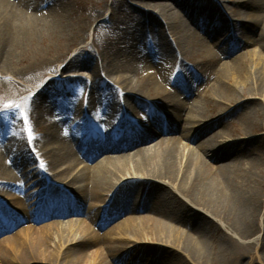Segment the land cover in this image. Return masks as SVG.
I'll return each instance as SVG.
<instances>
[{
    "label": "bare ground",
    "instance_id": "6f19581e",
    "mask_svg": "<svg viewBox=\"0 0 264 264\" xmlns=\"http://www.w3.org/2000/svg\"><path fill=\"white\" fill-rule=\"evenodd\" d=\"M139 1L165 24L157 15L133 10L136 62L118 65L107 63L109 58L101 66L103 76L97 55L86 50L66 65L50 64L41 50L28 63L27 73L42 75L61 66L26 109L28 143L21 127L16 134L20 146L0 143V197L5 200L0 206V264H264V171L254 162H225L254 139L214 144V136H208L242 108L238 134L261 133L255 140L264 142V0ZM55 2L0 0L2 74L11 73L13 55L23 46L47 33L69 32L66 15L53 8ZM227 2L224 14L220 8ZM251 27L255 38L244 44L260 45L262 55L249 67V51L240 50L233 62L227 59L215 67L216 104L204 103L209 118L192 97L182 100L172 94L176 83L166 69L171 53L142 48L150 42L143 34L160 32L162 40L174 39L182 47L181 73L188 69L184 55L195 51L207 69L219 56L214 46L239 42ZM125 54L117 51L115 56ZM135 69V80L122 75L121 70ZM85 73L97 83L90 87ZM233 77L241 87L231 84ZM76 87L90 90L88 98L53 101L49 95L50 89L71 92ZM56 102L64 108L57 111ZM5 105L2 101L0 107ZM165 108L163 126L134 125L145 115L162 125ZM9 116L21 125L14 109L0 112V118ZM34 117L46 120L43 127L34 128ZM42 172L47 176L38 183L50 194L49 205L31 188ZM200 210L242 237L263 236L260 242L239 245Z\"/></svg>",
    "mask_w": 264,
    "mask_h": 264
},
{
    "label": "rangeland",
    "instance_id": "374dc122",
    "mask_svg": "<svg viewBox=\"0 0 264 264\" xmlns=\"http://www.w3.org/2000/svg\"><path fill=\"white\" fill-rule=\"evenodd\" d=\"M28 1V0H27ZM51 1V0H50ZM53 8L62 13H65L66 19L69 25V32L65 35H52L47 33L46 36H40L37 39L35 44H30L23 46L20 50H17L11 61V73L2 74L0 70V104L2 101H7L9 108L5 110V107H0V112L15 110L17 113L18 120L21 122V125L17 123L13 117L0 118V143L7 142L13 143L15 145H21L20 138L16 136L18 132V127H21V133L24 135L23 140L28 143V132L26 125V116L25 112L32 97L38 94L42 88L46 85L49 74H57L59 72V64H55L54 72H49L48 74H41L39 72L27 73L26 67L30 61L33 60L36 56L37 51H42L46 57V61L52 63H62L66 65L69 61L80 51L86 50L90 51L93 54L97 55L95 62L98 67L101 68L106 62L107 59L112 58L111 61L107 63L116 61L118 65H125L128 61L136 62L138 50L134 47V42L132 37L135 33V26L131 22V18L134 14V9H142L140 6L141 1L139 0H55ZM140 2V3H139ZM51 5V6H52ZM40 6L47 8L48 4L43 3ZM230 4L227 2L223 4L220 8V11L227 13V7ZM103 10V11H102ZM147 13L157 15L161 23L164 20L158 16V13L150 9H142ZM33 12V11H32ZM137 14V13H135ZM255 24V22H254ZM208 25V24H207ZM215 25V23H214ZM256 33L251 27L250 30L245 32L239 42H233L227 46H215L213 47L221 58H231L234 54L240 49H245V52L249 51L247 55V65L252 67L257 61L259 56L262 55V49L260 45L255 44L251 47H244V40L248 41L249 39L254 40ZM162 34L160 32L156 33L146 32L143 34L142 39L150 37V42H145L143 45V50L155 49L156 51H167L171 53V64L166 66V69H169V74L172 78V81L176 83L175 88H172V94L174 96L180 97L182 100H185L186 97H192L194 104L196 105L201 112L206 113L207 117H211L210 113H207L204 107V103L207 100L216 104V95L214 89L212 88L213 79L215 77V67L222 62L221 60H215L214 63H211L210 68H203L205 64L201 63V53L185 54V62L188 69L184 70L183 73L179 71V66L182 64V57L180 52H182V47L178 46L174 39L165 40L161 39ZM44 37V39H43ZM127 37V38H126ZM152 37V38H151ZM154 37V39H153ZM163 38H166V36ZM167 39V38H166ZM170 42L173 43L170 44ZM237 45V46H236ZM181 48V49H180ZM197 48L196 50H198ZM117 51L121 53H126L121 57H116L115 54ZM67 54L66 58L61 60V57ZM1 57L0 55V68H1ZM229 60V59H228ZM232 61V59H230ZM234 61V60H233ZM232 61V62H233ZM171 65V66H170ZM183 65V64H182ZM210 65V64H209ZM176 66V67H175ZM195 66V67H194ZM172 67L173 71H171ZM194 67V68H192ZM102 76L104 73L102 72ZM156 70V69H155ZM157 73L159 69H157ZM122 71V75L129 76L132 79H137V69L126 72ZM179 71V72H178ZM80 73H84L81 71ZM121 73V72H120ZM76 75V73H68ZM85 77L92 82V85L96 82L94 77L91 74L85 73ZM200 76L199 81H195L193 77ZM12 78V81L10 80ZM43 78V79H42ZM98 81L100 79L97 78ZM231 84L236 85L238 88L242 85L239 84V80L235 77L231 78ZM97 83V82H96ZM199 89V91L196 89ZM90 90H84L82 87H76L71 92L60 90V89H50L49 95L53 98V101L63 100L71 98L77 99L78 97L89 96ZM187 93L184 95H179L180 93ZM100 91L95 90V96H98ZM252 97H249L250 100ZM246 98H243L241 102H245ZM185 102V101H184ZM241 102L234 104L233 107L238 106ZM32 103V102H31ZM53 105H57V111H60L64 108L63 104H58L57 102ZM18 106V107H17ZM55 107V106H53ZM35 108V107H34ZM168 109L163 110L164 117L168 115ZM37 114V111H36ZM15 117V116H14ZM146 119L144 120L148 124L152 122L153 118L150 115H145ZM215 119L217 115H213ZM34 128L41 127L46 123V120L40 118H33ZM244 119L243 109L239 108L235 114L229 116L225 121H221L220 124L209 133L208 136H214V144L222 143L221 140H228L231 143L242 142L253 140L252 144L249 146L239 147V153L237 156H233L225 160L228 164H238L240 161L245 163L254 162L260 166V169L264 171V142L262 140H255L261 136V133H254L252 135H245L244 132L238 134L239 129L242 128V120ZM134 124H137V120L134 121ZM138 124H140L138 122ZM43 127V126H42ZM262 135H264L262 133ZM16 136V137H15ZM180 137V136H178ZM24 142V143H25ZM123 144L122 146H124ZM196 147V145L194 146ZM25 155H21V158H24ZM30 162V161H28ZM41 175V174H40ZM45 175V174H43ZM42 176V175H41ZM46 176V175H45ZM184 200V199H183ZM187 202L186 200H184ZM205 216L213 219L215 222H218L220 227L227 232L237 244H247L250 242H260L263 234L260 232L251 238L242 237L235 232H232L230 228L226 225H223L219 219L211 217L206 211L200 210ZM8 226V225H7ZM18 225H16L17 227ZM10 227V226H9ZM262 227V225H259ZM263 228V227H262Z\"/></svg>",
    "mask_w": 264,
    "mask_h": 264
},
{
    "label": "snow or ice",
    "instance_id": "6c2138e0",
    "mask_svg": "<svg viewBox=\"0 0 264 264\" xmlns=\"http://www.w3.org/2000/svg\"><path fill=\"white\" fill-rule=\"evenodd\" d=\"M18 107V106H17ZM9 108V106L8 105H5V110H7ZM26 119V118H25ZM32 137L30 136V139H31Z\"/></svg>",
    "mask_w": 264,
    "mask_h": 264
}]
</instances>
